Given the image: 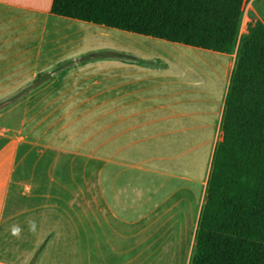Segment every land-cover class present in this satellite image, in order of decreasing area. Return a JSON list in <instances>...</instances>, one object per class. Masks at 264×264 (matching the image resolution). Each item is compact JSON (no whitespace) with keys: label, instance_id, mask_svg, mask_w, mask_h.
<instances>
[{"label":"rangeland","instance_id":"rangeland-1","mask_svg":"<svg viewBox=\"0 0 264 264\" xmlns=\"http://www.w3.org/2000/svg\"><path fill=\"white\" fill-rule=\"evenodd\" d=\"M23 50L20 42H0V60H4L0 62V129L22 136L15 175L20 202L13 207L16 216L6 242L19 247L28 237H48L54 227L67 230L70 217H90L91 232L98 233L94 235L100 236L110 255L108 243L129 242L121 234L144 232L150 218L173 215L175 220L169 223L158 219L153 224L161 237L155 257L157 264H179L183 249L178 240L202 202L211 152L221 139L214 126L216 115L207 114L203 123L200 115L192 113L205 106L197 98L203 88L212 89L218 74V68L213 70L201 57L218 59L183 44L167 51L170 61L163 70L171 77L144 88L148 102L133 106L138 110L146 104H164V109L123 119L133 114L131 103L137 97L116 99L114 91L72 97L25 95L29 86L21 87L25 80L20 72L31 69L17 62ZM88 92L98 91L95 86ZM122 102L128 104L123 112L117 108ZM133 121L146 123L133 128ZM116 188L121 190L119 203ZM101 190L112 210L103 205ZM116 213L136 222L122 221ZM164 231L175 236L163 240Z\"/></svg>","mask_w":264,"mask_h":264},{"label":"crops","instance_id":"crops-1","mask_svg":"<svg viewBox=\"0 0 264 264\" xmlns=\"http://www.w3.org/2000/svg\"><path fill=\"white\" fill-rule=\"evenodd\" d=\"M51 4L52 0H0V42H20L24 50L17 62L31 69L20 72V79L25 80L21 87L29 86L25 95L41 93L44 96L72 97L103 95L114 91L116 99L125 96L137 97L131 103L133 114L123 119H135L134 116L139 114L141 116L142 113L151 112L154 108L155 110L164 109V104L155 106L146 104L138 110L133 106L136 103L148 102L142 94L145 92L144 88L150 87L159 80L165 82L171 77L163 70V66L170 61V53L167 51L178 47L179 44L183 46L187 44L56 15L50 11ZM252 19H259L264 23V0H249L245 3L241 36L250 33L249 23ZM200 49L218 59L217 61L201 57V60L208 63L213 70L217 67L218 74L216 78H213L212 89L203 88L204 90L200 91V96L197 98L199 104L208 105L207 108L199 107L192 113L200 115L198 120L202 119L203 123L207 120V114L212 117L216 115L214 126L217 131L220 130L236 54ZM0 62L4 63V60ZM34 80L38 82L33 83ZM95 86L98 92L89 93L88 90ZM127 106L128 104L122 102L117 108L123 112ZM145 123L133 121L132 127L138 128ZM21 141V135L0 129V264H157L155 257L157 242L161 240V237H157L158 231L153 228V224L158 219H163L164 224L169 223L175 220L173 215L150 218L146 229H143L144 232L121 234L124 241H129L123 245L107 242L111 246L110 255H106L100 236L94 235L98 233L91 232L90 217H70L71 219L66 221L67 230L55 231L54 227L49 236L45 237L46 239L42 235L32 240L28 237L19 247L11 241L7 243L8 228L16 216L12 210L17 202H20L16 194L19 189L15 188V182L18 184L20 182L16 181L15 175ZM214 147L207 168V176L203 182L202 202L197 207L195 218L190 222L186 221L183 226V237L181 236L178 240L180 249H183L179 264H189L194 249L195 234L205 198V187ZM27 188L28 185H25L23 189L25 195H27ZM100 195L103 205H107L112 210L113 207L109 205L102 190ZM114 196L119 203L118 199L121 196L119 188L114 190ZM170 211L171 209H168L167 213ZM116 217L127 223L136 222L126 217L121 218L118 213ZM77 225L86 226L81 229ZM168 229L170 231L172 227ZM163 233V240L175 236L166 231ZM167 246H171V243L163 244L162 249ZM107 256H114L116 259L111 261Z\"/></svg>","mask_w":264,"mask_h":264},{"label":"trees","instance_id":"trees-1","mask_svg":"<svg viewBox=\"0 0 264 264\" xmlns=\"http://www.w3.org/2000/svg\"><path fill=\"white\" fill-rule=\"evenodd\" d=\"M249 0H52L50 11L224 53L235 63L189 264H264V23Z\"/></svg>","mask_w":264,"mask_h":264},{"label":"built area","instance_id":"built-area-1","mask_svg":"<svg viewBox=\"0 0 264 264\" xmlns=\"http://www.w3.org/2000/svg\"><path fill=\"white\" fill-rule=\"evenodd\" d=\"M244 12H245V9H244Z\"/></svg>","mask_w":264,"mask_h":264},{"label":"bare ground","instance_id":"bare-ground-1","mask_svg":"<svg viewBox=\"0 0 264 264\" xmlns=\"http://www.w3.org/2000/svg\"><path fill=\"white\" fill-rule=\"evenodd\" d=\"M204 57V56H203ZM206 60V59H205Z\"/></svg>","mask_w":264,"mask_h":264}]
</instances>
